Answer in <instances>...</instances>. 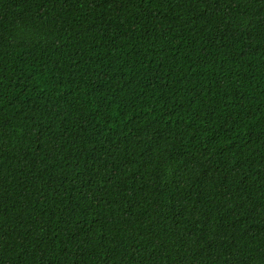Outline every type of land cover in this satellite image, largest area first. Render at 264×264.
Instances as JSON below:
<instances>
[{"label":"trees","instance_id":"obj_1","mask_svg":"<svg viewBox=\"0 0 264 264\" xmlns=\"http://www.w3.org/2000/svg\"><path fill=\"white\" fill-rule=\"evenodd\" d=\"M0 264H264V0H0Z\"/></svg>","mask_w":264,"mask_h":264}]
</instances>
